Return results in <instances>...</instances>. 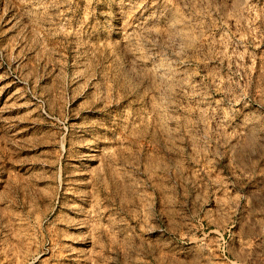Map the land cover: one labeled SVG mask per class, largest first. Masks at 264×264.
Returning a JSON list of instances; mask_svg holds the SVG:
<instances>
[{
  "label": "rangeland",
  "instance_id": "374dc122",
  "mask_svg": "<svg viewBox=\"0 0 264 264\" xmlns=\"http://www.w3.org/2000/svg\"><path fill=\"white\" fill-rule=\"evenodd\" d=\"M0 264H264V0H0Z\"/></svg>",
  "mask_w": 264,
  "mask_h": 264
},
{
  "label": "bare ground",
  "instance_id": "6f19581e",
  "mask_svg": "<svg viewBox=\"0 0 264 264\" xmlns=\"http://www.w3.org/2000/svg\"><path fill=\"white\" fill-rule=\"evenodd\" d=\"M176 17V16H175ZM183 30V29H182Z\"/></svg>",
  "mask_w": 264,
  "mask_h": 264
}]
</instances>
